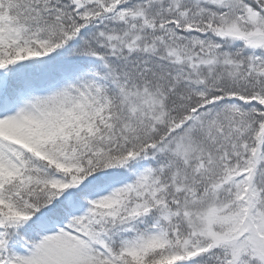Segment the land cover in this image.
I'll list each match as a JSON object with an SVG mask.
<instances>
[{
    "label": "snow or ice",
    "instance_id": "1",
    "mask_svg": "<svg viewBox=\"0 0 264 264\" xmlns=\"http://www.w3.org/2000/svg\"><path fill=\"white\" fill-rule=\"evenodd\" d=\"M0 264H264V0H0Z\"/></svg>",
    "mask_w": 264,
    "mask_h": 264
}]
</instances>
